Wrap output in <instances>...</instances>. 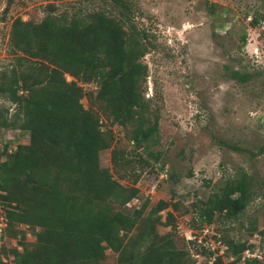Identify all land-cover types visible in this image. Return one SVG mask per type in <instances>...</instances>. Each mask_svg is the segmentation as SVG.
<instances>
[{
    "label": "trees",
    "instance_id": "1",
    "mask_svg": "<svg viewBox=\"0 0 264 264\" xmlns=\"http://www.w3.org/2000/svg\"><path fill=\"white\" fill-rule=\"evenodd\" d=\"M113 1L122 4V9L130 5L125 0ZM52 8L38 22L14 18L9 26L8 42L15 56L2 73L0 94L13 104L14 112L11 120L3 115L0 126L27 131L28 139L0 160V237L21 238L19 251L1 246L0 252L9 253L12 262L0 257V264H100L105 249L116 254L115 264H194L188 250L177 247L170 233L155 230L156 225L174 227L170 211L163 220L158 212L168 205L175 210L177 203L158 199L142 217L146 200L138 208L125 207L136 198L137 176L124 185L118 180L125 177L122 171L114 178L99 164V152L110 148L113 139L109 129L101 128L100 117L124 130L138 162L147 164L145 152L155 160L158 157L144 145L157 126L155 118L144 114L147 67L141 61L145 46L140 38L145 33L123 28L122 18L128 12L118 18L100 9L68 16L54 14ZM258 19L264 21V12L251 18L250 24ZM244 38L242 33L241 43ZM228 72V78L237 83L252 76L236 69ZM64 75L71 79L67 81ZM84 83H93V91L86 96L94 108H83L80 103ZM126 153L112 146L111 166L120 170L130 165L132 158ZM252 193L251 179L244 171L226 178L199 201L197 221L206 226L215 213L234 219ZM18 224L32 229L28 243L22 242L21 231L13 230ZM255 230L252 225L248 233ZM257 232L264 236V227ZM220 240L225 246L221 254L201 247L200 252L210 257L206 264H228L222 256L237 262L252 247L246 241L221 236ZM259 263L254 257L242 259V264Z\"/></svg>",
    "mask_w": 264,
    "mask_h": 264
},
{
    "label": "rangeland",
    "instance_id": "2",
    "mask_svg": "<svg viewBox=\"0 0 264 264\" xmlns=\"http://www.w3.org/2000/svg\"><path fill=\"white\" fill-rule=\"evenodd\" d=\"M125 1L130 4L128 9L113 0H11L4 10L6 0H0V80L14 63L15 54L10 52L8 42L14 18L38 22L51 7L54 14L68 16L100 9L118 18L121 12H128L122 18L123 28L145 33L140 38L145 46L141 61L147 67L142 96L148 109L144 114L150 120L155 118L157 126L144 145L158 157L155 160L145 152L147 164L138 162L130 152L132 145L124 137V130L100 117L101 128L113 135L112 146L126 151L132 162L120 170L113 168L110 146L99 152V164L114 178L122 171L125 177L118 180L124 185L137 176L134 185L138 192L126 209L138 208L146 200L143 217L158 199L177 203L175 210L168 205L158 212L163 220L165 212L170 211L174 227L156 225L155 230L158 234L170 233L177 247L188 250L194 264L210 260L200 252L204 244L215 254L222 253L220 236L251 244L248 253L253 256H248L264 264V236L257 232L264 227V21L258 19L253 25L249 21L264 12V0ZM229 69L247 71L252 76L237 83L228 78ZM93 87V83L82 85L83 108H94L86 96ZM13 112V104L0 94V118L4 115L11 120ZM27 139V131L14 125L0 126V160ZM230 146L245 150L238 152ZM240 171L250 177L253 189L245 207L234 219L215 213L212 223L203 226L196 217L199 201ZM2 215L0 202V234ZM252 225L256 230L249 234ZM13 230L24 234L22 242L31 241V228L18 224ZM20 239L4 235L0 237V248L19 251ZM0 257L12 262L5 251ZM115 257L114 252L105 249L100 264H115ZM222 259L228 264H242V258L233 263L231 257Z\"/></svg>",
    "mask_w": 264,
    "mask_h": 264
},
{
    "label": "built area",
    "instance_id": "3",
    "mask_svg": "<svg viewBox=\"0 0 264 264\" xmlns=\"http://www.w3.org/2000/svg\"><path fill=\"white\" fill-rule=\"evenodd\" d=\"M188 238H189V237H188ZM217 242H219V240H217ZM204 246H205V244H204ZM223 246H224V245H223ZM224 248H225V246H224ZM211 250H213V249H211ZM248 251H249V249H245V250L243 251V253L245 254V256H246V257H249L248 255L253 256V254H249ZM241 258L243 259L244 256L242 255Z\"/></svg>",
    "mask_w": 264,
    "mask_h": 264
}]
</instances>
